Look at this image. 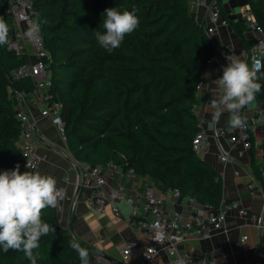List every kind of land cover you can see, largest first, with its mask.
<instances>
[{"label":"trees","instance_id":"16d2710c","mask_svg":"<svg viewBox=\"0 0 264 264\" xmlns=\"http://www.w3.org/2000/svg\"><path fill=\"white\" fill-rule=\"evenodd\" d=\"M50 52L49 92L62 103L67 146L74 159L88 165L112 162L124 171L177 188L199 205L219 208L224 198L222 174L194 149L200 131L196 86L207 59L217 52L205 23L190 10L189 0H33ZM264 24V0H247ZM221 8V0L215 2ZM136 10L138 28L111 53L99 46L94 32H103L105 9ZM0 0V17L12 30ZM222 16L237 33L245 50L253 40L247 26ZM7 45L0 46V172L30 171L20 156L18 93L33 89L31 78L12 79L11 71L26 61ZM264 72V69L261 70ZM11 79L14 85H11ZM256 100H264V79ZM264 110V106H263ZM257 149L259 152L257 153ZM252 172L264 187V138L253 147ZM54 235L41 238L37 264H80L69 247L75 239L56 209L43 210ZM262 241L264 237L261 238ZM90 252L91 247L75 239ZM0 264H30L20 251L0 250Z\"/></svg>","mask_w":264,"mask_h":264},{"label":"crops","instance_id":"0c3cea01","mask_svg":"<svg viewBox=\"0 0 264 264\" xmlns=\"http://www.w3.org/2000/svg\"><path fill=\"white\" fill-rule=\"evenodd\" d=\"M214 1L217 2V0ZM247 4H249L247 0H221V10H224L233 20L245 24L241 10ZM190 10L200 23L206 24L209 14L208 7L194 5L190 6ZM246 35L253 40L252 31H246ZM212 39L217 49L215 65L221 75L223 67L228 63L225 59L228 55L233 54L249 62L241 37L233 31L229 24H221ZM212 81L214 80H209L204 89L199 92V96H206L207 100L195 109L199 127L206 132L209 144V148L204 150L200 156L211 162L222 174L225 194L223 203L226 205L238 201L240 207L246 209V213L242 214L240 209L229 211L226 221L227 230L215 232L206 239L188 240L181 244L180 251L199 254L202 248H209L213 251L217 264H264V259L258 255L257 251L258 249L264 251V239L263 241L261 239L264 237V232L256 219L258 216H264V187L252 172L253 148L246 150L241 157H234L228 162L219 160L213 128L227 125V114H224L218 124L212 122L209 107L211 92L208 89V84H211ZM21 99L18 97L17 107L27 108L36 125L37 153L41 157L36 171L54 175L57 178L58 187H64L73 196L72 200L65 198L62 201V211H58L61 223L70 230L75 239L119 259L122 264H143L140 255L150 240L136 227L130 206L121 201L119 203L122 210L120 216H115L110 207L104 212L98 211L87 199V192L80 185L83 163L77 162L71 157L67 143L60 139L55 125L48 117L41 115L42 106L33 105L29 101ZM263 106L264 100H256L252 105L243 108L241 113L244 116H249L255 108L263 109ZM261 121L262 124L257 127L254 134V139L258 141L256 148L264 138V117L261 118ZM225 142L228 144L227 139ZM240 150H242L240 145H235L233 148L235 154ZM236 170H239L240 173L236 174ZM109 178L113 187L123 186L126 192L133 197L137 196L138 192H143L147 185H152L158 194L164 196L169 212L177 210L186 216L192 214L191 204L187 197L175 194L172 189L166 190L159 181L153 178L141 176L131 170L124 171L118 166L109 169ZM254 181L261 194L258 197L248 186ZM201 207L207 213L216 211V208L208 205H201ZM104 231L105 234H103ZM244 235H247L248 238L243 241ZM128 241H135L137 247L132 255L123 259L120 250ZM102 262L108 261L102 258L100 263ZM151 264H172V258L167 250L162 248Z\"/></svg>","mask_w":264,"mask_h":264},{"label":"built area","instance_id":"2783aa9c","mask_svg":"<svg viewBox=\"0 0 264 264\" xmlns=\"http://www.w3.org/2000/svg\"><path fill=\"white\" fill-rule=\"evenodd\" d=\"M5 3L4 14L8 16L12 22V30L9 35V44L7 47L19 56H26L28 59L17 67L12 69V79H20L29 77L33 82L31 91L24 89L18 91L20 98L29 101L33 105H41V115L48 117L55 125L60 139L67 143V135L65 132V121L62 118V103L55 99L49 92L52 85V69L50 63V52L45 45L42 33L41 23L37 19V12L33 0H2ZM190 5H203L208 7L209 14L206 22L208 35L213 38L221 24H228L223 18L219 6L214 0H189ZM243 21L247 26V31L253 33V46L250 51L245 50V55L251 63V58L257 56L264 60V24L260 23L252 10L247 4L241 10ZM39 22L41 27V41L38 44L27 41L22 38V33L26 30L28 21ZM216 54L207 59L202 76L196 86L199 101L195 104V109L202 102L207 100L206 96L200 97L201 92L209 80L220 78L221 72L215 65ZM203 84V86H200ZM21 99V100H22ZM17 117L19 119V138L20 156L25 165H35V170L39 167L41 157L37 153L38 142L35 137V121L31 117L29 110L23 106H19ZM246 126L241 129H232L231 127L215 126L213 128V136L216 140L218 148V158L221 162H228L234 157H241L246 150H251L258 146V141L254 139L257 127L262 124L261 118L264 117V110L255 108L249 116H244ZM225 139L228 140L226 144ZM193 149L200 155L204 150L209 148L207 142V134L201 130L195 134L192 140ZM235 145H240L242 150L236 154L233 151ZM236 155V156H235ZM81 186L87 192V199L93 206L101 212L111 208L115 216L122 214L119 203L126 202L135 219L136 227L142 231L150 240L140 255L143 264H151L155 261L160 250L165 248L172 258V264L183 257L186 264H217L214 253L209 248H202L199 254L190 252H181L182 243L191 239H206L211 237L215 232L227 230L226 221L229 211L240 209L241 213H246L245 208L240 207L238 201L224 204L213 213H207L205 209L199 205L192 197H187L191 204L192 214L186 216L183 213L174 210L169 212L165 205V198L156 192L152 185H147L143 192H138L137 196L129 195L123 186L113 187L110 183L109 169L116 168L112 162L99 163L96 165L82 164ZM32 171V168H28ZM236 174L240 171L236 170ZM254 192L256 197L261 194L257 190V183L254 181L248 185ZM62 187V186H61ZM64 188V187H62ZM65 189V188H64ZM175 194L181 195L177 188L172 189ZM65 198L72 200L73 196L65 189ZM224 200V198H223ZM258 225L264 232V216H258ZM105 234V231L103 232ZM247 235L242 237L246 240ZM137 243L128 241L120 250L123 259L133 254ZM258 255L264 259V251L258 249ZM94 259L100 263L102 257L94 254ZM105 264H113L105 262Z\"/></svg>","mask_w":264,"mask_h":264},{"label":"clouds","instance_id":"9594fccd","mask_svg":"<svg viewBox=\"0 0 264 264\" xmlns=\"http://www.w3.org/2000/svg\"><path fill=\"white\" fill-rule=\"evenodd\" d=\"M135 13V9H105L101 23L104 31L94 32L99 46L109 53L118 49L125 37L139 26L140 21ZM9 35V24L0 17V46L9 44ZM22 38L34 44L40 43L39 22L29 20ZM260 47L264 48V45ZM225 59L228 63L223 67L222 76L208 84L211 118L214 124H218L227 114V126L241 129L246 126L241 110L256 101L257 93L262 88L259 81L264 79V72L261 71L264 60L253 56L249 63L233 54ZM25 168L33 170L21 173L17 164L13 170L0 172V250L4 253L9 250L23 252L30 264H37L39 254L34 255V250L40 247L42 237L55 233V227L42 218L43 210L51 208L62 211L66 193L64 188L58 187L54 175L36 171L35 165L28 163ZM68 245L78 254L80 264H90L87 248L75 239H70ZM174 264H186V260L180 257Z\"/></svg>","mask_w":264,"mask_h":264},{"label":"water","instance_id":"95a60500","mask_svg":"<svg viewBox=\"0 0 264 264\" xmlns=\"http://www.w3.org/2000/svg\"><path fill=\"white\" fill-rule=\"evenodd\" d=\"M217 1H219V0H217ZM10 82H11V85L15 84L14 80H12V79H11ZM81 182L82 181H80V185H81ZM91 250L93 251V253L99 255L100 257H102L105 261H108V262L113 263V264H122V262L119 259H117V258H115V257H113V256H111V255H109V254H107V253H105V252H103L101 250H98V249H95V248H91Z\"/></svg>","mask_w":264,"mask_h":264},{"label":"rangeland","instance_id":"374dc122","mask_svg":"<svg viewBox=\"0 0 264 264\" xmlns=\"http://www.w3.org/2000/svg\"><path fill=\"white\" fill-rule=\"evenodd\" d=\"M71 155V157L74 159V157H73V155L72 154H70ZM75 160V159H74ZM75 161H77V160H75ZM78 162V161H77Z\"/></svg>","mask_w":264,"mask_h":264}]
</instances>
